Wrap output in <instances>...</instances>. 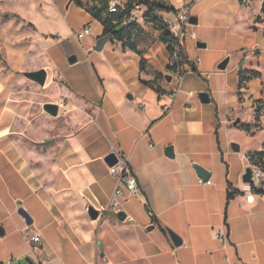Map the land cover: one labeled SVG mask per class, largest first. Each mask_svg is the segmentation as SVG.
<instances>
[{
  "label": "crops",
  "instance_id": "0c3cea01",
  "mask_svg": "<svg viewBox=\"0 0 264 264\" xmlns=\"http://www.w3.org/2000/svg\"><path fill=\"white\" fill-rule=\"evenodd\" d=\"M36 1L61 15L59 28L66 33L59 40L75 35L76 10L89 14L71 0ZM51 35L39 34L48 69L44 86L25 76L41 69L23 65L25 34L1 41L0 264L9 257L26 264L46 258L53 264H264V193L249 197L243 179L235 180L229 121L200 66L184 74L172 99V87L149 68L152 52L137 44L139 54L117 41L110 51L117 48L121 58L111 57L108 74L98 68L104 60L97 57L83 74L75 70L64 77L57 63L69 70V56L77 51L66 48L56 58L47 44ZM107 44L100 51L104 58ZM134 58H144L146 67L131 70ZM95 75L98 81L86 82ZM202 91L210 94L209 103L201 102ZM46 103L59 105L57 116L45 110ZM166 104L171 109L165 112ZM262 144L253 151L263 150ZM168 145L174 146L173 158L166 154ZM112 152L129 160L141 188L128 202L121 197L124 220L120 210L108 208L117 186L105 162ZM193 163L211 172V183L198 182ZM230 184L241 193L228 199ZM168 229L181 237L180 245ZM35 234L38 243L30 241Z\"/></svg>",
  "mask_w": 264,
  "mask_h": 264
},
{
  "label": "rangeland",
  "instance_id": "374dc122",
  "mask_svg": "<svg viewBox=\"0 0 264 264\" xmlns=\"http://www.w3.org/2000/svg\"><path fill=\"white\" fill-rule=\"evenodd\" d=\"M37 2L36 0H11V3L8 4L7 0L3 4L0 3V59H3L4 55L1 41H10L12 37H21L22 34H25L29 44L25 45L27 55L23 65L29 69L45 68L44 65L47 61L43 56V47L38 45L39 40L41 41L43 38H40L39 34L52 33L47 44L51 47L50 50L56 58L60 57L66 48L69 50L75 48L77 52L73 53L79 58L75 63L67 62L72 67L69 70L63 69L64 66H59V62L57 63L56 69L64 77H68L75 70H80L83 74L87 67L89 68L91 64L95 63L97 57L104 60L98 68L104 74L110 72L108 61L112 60V56L121 58V54L117 48L115 51H110L112 44L118 43L113 39L108 41L104 50L106 58L96 50V43L102 35L103 26L100 21L93 16L91 18L90 13L88 14L86 11L76 10L72 14L73 33L80 29L83 30L86 26L91 29V34L82 40H78L75 35H72L68 40L65 38L59 40L58 35L66 33L63 28H59L61 25L58 24V20L61 15L50 13V9H47L43 3L44 6L39 7ZM172 3L180 7L183 0H172ZM263 5L264 0H248L247 3H241L239 0H196L191 14L198 17L199 21L186 26L185 35L180 38L183 50L187 51L188 59L196 66L197 64L200 66L204 81L214 91L222 118L229 121L230 131L228 134L231 144L238 143L241 146L240 151L232 152L235 161V180H242L246 168L250 166L246 158L247 153L261 147L264 140V109L259 111V118L255 120L257 108L264 104ZM6 7L15 11L7 10ZM44 10H48V12ZM21 17L26 21L25 24L22 23ZM30 21L36 24V30L31 23L29 24ZM137 21L140 27L135 31L134 39L141 48L143 47L153 54L150 67H148L157 69L161 73L162 84L177 89L179 86L177 78L183 77L187 71L192 70L191 63L179 61L177 70L169 68L176 62V59L168 49L169 57L166 56L165 44L161 41L160 31L146 22L143 17H138ZM64 39L66 42H63ZM198 42L206 43V47H200ZM118 45L120 44L118 43ZM83 58H86L87 62H81ZM227 58L229 59L227 67L220 69L219 64ZM131 62H133L130 66L131 70L137 69L140 65V61L136 58ZM241 71H243L242 77L245 79L242 83H240ZM251 71H258L260 75L251 77ZM168 76L171 77V81L167 80ZM94 79L98 81L96 75L93 79L85 80L89 83ZM55 81L59 82V79L56 78ZM55 85L56 83L51 86ZM238 118L240 119L239 124L235 125L234 122ZM256 121L259 124H255ZM251 124L255 131L254 134L242 128L243 125ZM25 262L26 259L16 261L17 264H26Z\"/></svg>",
  "mask_w": 264,
  "mask_h": 264
},
{
  "label": "built area",
  "instance_id": "2783aa9c",
  "mask_svg": "<svg viewBox=\"0 0 264 264\" xmlns=\"http://www.w3.org/2000/svg\"><path fill=\"white\" fill-rule=\"evenodd\" d=\"M128 0H110V12H118L122 10L127 3ZM152 2H160L166 7L173 6L170 0H151ZM248 0H244V3H247ZM196 0H183V3L180 7L175 8V10L165 8L164 10H155L154 14L159 19L164 21L171 32V34L178 39L179 43L173 44V57L176 59L178 63L182 59L181 53L184 51L182 48L180 38L185 35L186 26L191 25V11L192 7ZM147 11V7L145 6H136L130 14L126 17L127 22L137 21L138 17H143L145 12ZM140 12V13H138ZM91 34V29L89 27H84L83 30H80L75 33V36L78 40H82L85 36ZM198 62V61H197ZM178 80V88L172 89L170 91V97L175 99L178 92L180 91V87L182 85V76L177 78ZM164 111H169L171 109L170 104H166L163 107ZM253 167L252 181L249 183H245L247 190L253 195L256 193H264V171L258 166ZM109 172L111 175L115 176L117 179V186L115 191L110 199L109 209L112 210H120L122 206V196L125 201H130L132 197L138 195L141 191L139 182L137 177L130 171L129 160L126 157H122L119 155V160L114 165H109ZM198 182L200 184H208L211 183V179H203L199 178ZM220 237V235H219ZM30 241L38 243L41 241V237L39 234L32 235L30 237ZM43 264H53L52 260L46 258L42 261ZM3 264H16V259L14 257H9L7 260L3 262Z\"/></svg>",
  "mask_w": 264,
  "mask_h": 264
},
{
  "label": "trees",
  "instance_id": "16d2710c",
  "mask_svg": "<svg viewBox=\"0 0 264 264\" xmlns=\"http://www.w3.org/2000/svg\"><path fill=\"white\" fill-rule=\"evenodd\" d=\"M71 1H73L78 6L86 8L87 11L95 19L101 22L103 26L102 35L113 34V40L121 42L123 48H129L134 52L141 54V50L138 48L137 43L134 39V33L136 29L140 27V24L136 20L131 22L126 21V17L136 6L147 7V11L143 16V19L146 22L152 24L156 29L160 31L161 41L167 45V49L172 53V55H173V44L179 43L178 39H176L171 34L168 25L154 14L155 10H164L165 8L175 10L173 6L166 7L160 2H152L151 0H128L122 10L118 12H110L109 11L110 0H71ZM239 1L241 3H244V0H239ZM263 10H264V5H263ZM181 55H182L181 56L182 59L180 61L181 63L182 62L191 63L192 70L198 71L197 66L194 63L190 62V60L188 59V54L186 50H184L181 53ZM144 64H145V59L142 58L140 61L141 68L144 67ZM178 65L179 63L176 61L173 65H170L169 68L173 70H177ZM258 75H260V72L258 71H251L250 73L251 77ZM242 76H243V71L240 72V83L245 81V79ZM154 86L156 90H158L159 92L161 91L160 84H155ZM261 109H264V104L263 105L261 104L257 108L255 112L256 114L255 120L259 118L258 113ZM255 124H259V122L256 121ZM251 126L252 124L248 126L243 125L242 128L247 129L251 131L252 134H254L255 131H253V128ZM247 156L252 166H258L264 171V149L261 151L248 152ZM238 193H241L240 190L233 188L232 185L230 184L228 189V199L233 198Z\"/></svg>",
  "mask_w": 264,
  "mask_h": 264
},
{
  "label": "water",
  "instance_id": "95a60500",
  "mask_svg": "<svg viewBox=\"0 0 264 264\" xmlns=\"http://www.w3.org/2000/svg\"><path fill=\"white\" fill-rule=\"evenodd\" d=\"M191 23L192 24H196L198 23V17L196 16H192L191 17ZM113 39V34H106V35H103L101 36L97 43H96V50L98 51H102L104 49V46L105 44L109 41V40H112ZM198 45L200 47H206V43L204 42H198ZM78 60L77 58V55L76 54H72L69 56V61L71 63H75L76 61ZM228 62H229V59H225L224 61H222L220 64H219V68L220 69H225L228 65ZM47 70L45 68H41V69H38V70H35V71H27L25 73V76L35 82H37L38 84L44 86L45 83H46V80H47ZM168 81H171V77L168 76L166 77ZM199 98L201 100L202 103H209L211 101V97H210V94L207 92V91H202L199 93ZM44 108L45 110L50 113L51 115L53 116H57L58 115V112H59V105L56 104V103H46L44 105ZM239 121L240 119L238 118L234 124L237 125L239 124ZM232 149L234 151H240L241 150V146L238 144V143H232L231 145ZM166 154L169 156V157H174L175 156V149H174V146L173 145H168L166 147ZM119 160V155H117L115 152H112V153H109L108 155H106L105 157V162L108 164V165H114L115 163H117ZM193 167L194 169L196 170V173L199 177L203 178V179H206L208 177L211 176V172L205 168L204 166L198 164V163H193ZM252 174H253V167L252 166H249L248 168H246L244 174H243V182L244 183H249L252 181ZM19 212L21 213V215L26 219V221L30 224L32 221L31 217L29 216V214L23 209V208H20L19 209ZM89 214L92 218H97L99 213L98 211L93 208V207H90L89 208ZM118 218L120 220H124L126 218V213L124 210H120L118 211ZM151 229H153V226L149 227ZM168 233L173 241V243L175 245H180L182 243V239L179 235H177L174 231H172L171 229H168Z\"/></svg>",
  "mask_w": 264,
  "mask_h": 264
}]
</instances>
